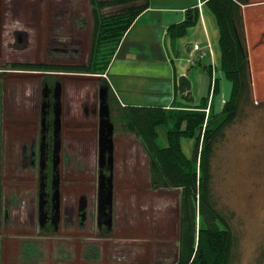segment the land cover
Returning a JSON list of instances; mask_svg holds the SVG:
<instances>
[{
    "label": "flooded vegetation",
    "instance_id": "af4514ba",
    "mask_svg": "<svg viewBox=\"0 0 264 264\" xmlns=\"http://www.w3.org/2000/svg\"><path fill=\"white\" fill-rule=\"evenodd\" d=\"M67 8L65 1L60 14L68 13ZM3 20L8 38L0 43V60L6 66L0 72L23 77L0 82V227L24 222L43 235L96 227L107 235L120 218L129 220L123 213L119 217L115 197L118 177L129 173L123 161L129 149L118 138L119 129L128 130L118 119V98L103 73L83 70L93 52L94 19L85 44L76 31L81 33L80 24L86 28L88 19L18 16L0 19V26ZM74 20L83 21L73 31ZM13 112L26 115L24 129L10 128ZM108 112L111 150L105 147ZM3 175H24L33 187L20 184L18 197L6 198ZM109 188L112 201L106 212H111V226L99 212L100 193Z\"/></svg>",
    "mask_w": 264,
    "mask_h": 264
},
{
    "label": "rangeland",
    "instance_id": "374dc122",
    "mask_svg": "<svg viewBox=\"0 0 264 264\" xmlns=\"http://www.w3.org/2000/svg\"><path fill=\"white\" fill-rule=\"evenodd\" d=\"M65 1L57 2L64 4ZM67 4L69 8L65 14H60L63 8L60 11L56 7L60 11L57 18L88 19V26L85 28L80 24L83 30L81 33L76 31L77 38L85 44L90 38L92 19L89 1L67 0ZM2 9L0 19H16L20 10L9 6L4 11ZM116 10L108 8L104 11ZM81 21H71L75 24L71 25L73 31ZM3 24L4 20L0 26L1 44L8 38ZM2 63L5 62L0 60V70L6 68ZM5 75L0 72V82L5 79L19 81L23 77ZM254 98L255 106L264 102V99ZM254 105H249L244 115L226 130L216 147L212 164L214 198L228 218L235 236L234 264H264V108H255ZM208 110L207 114L210 108ZM25 117L24 113H11L10 128L24 129L27 126ZM119 132L120 145L129 149L123 159L129 173L118 177L115 197L119 204L116 209L119 217L123 213L129 216V220L120 218L107 235L98 233L96 227L43 235L24 222L11 221L0 227L1 264L6 261L7 264H157L176 260L181 192L152 186L149 156L142 142L124 128ZM160 134H166L165 127L159 128V138ZM193 144L194 140L183 139L184 151L189 156ZM2 177L6 198H17L16 189L20 184L24 189L33 187L24 175Z\"/></svg>",
    "mask_w": 264,
    "mask_h": 264
},
{
    "label": "trees",
    "instance_id": "16d2710c",
    "mask_svg": "<svg viewBox=\"0 0 264 264\" xmlns=\"http://www.w3.org/2000/svg\"><path fill=\"white\" fill-rule=\"evenodd\" d=\"M249 0H207L220 31L221 70L232 85L220 112L207 100L193 108L126 105L118 107V119L137 136L150 160L151 184L179 189L180 219L177 258L157 264H234L235 236L228 218L218 208L212 190V164L216 147L226 130L254 105L251 64L243 18ZM94 19L93 52L89 73H105L125 34L150 6V0H89ZM117 8L114 12H105ZM187 20L170 26L172 39L183 37L198 19L188 10ZM215 92L218 91L215 84ZM255 108H264V102ZM166 128V143L159 128ZM194 140L191 155L183 139Z\"/></svg>",
    "mask_w": 264,
    "mask_h": 264
},
{
    "label": "crops",
    "instance_id": "0c3cea01",
    "mask_svg": "<svg viewBox=\"0 0 264 264\" xmlns=\"http://www.w3.org/2000/svg\"><path fill=\"white\" fill-rule=\"evenodd\" d=\"M57 1L0 0V9L9 6L20 9L17 16L58 19L60 11L56 7L63 4ZM206 1L150 0L149 8L127 31L109 68L102 74L119 105L193 108L206 99V111L210 106L215 113L222 110L232 85L221 70L219 26ZM189 9L198 11L197 22L185 36L172 39L170 26L187 20ZM243 18L254 97L264 99V0H249L243 5ZM197 43L205 57L191 66L189 54ZM183 75L192 83L191 101L180 92L179 79ZM160 138L166 143V134H160Z\"/></svg>",
    "mask_w": 264,
    "mask_h": 264
},
{
    "label": "water",
    "instance_id": "95a60500",
    "mask_svg": "<svg viewBox=\"0 0 264 264\" xmlns=\"http://www.w3.org/2000/svg\"><path fill=\"white\" fill-rule=\"evenodd\" d=\"M179 84H180V92L183 96V98L190 100L191 101V89H192V83L190 79L186 76L183 75L179 79ZM107 119H105V122L108 127V134L106 137V144L105 147L108 148V150H111L112 147V134H113V124L109 120V112L106 114ZM103 193V192H102ZM100 193V206H99V212L101 217H107V224L111 226V212H106V207L107 205L111 204L112 201V191L111 188H109L108 192L106 194Z\"/></svg>",
    "mask_w": 264,
    "mask_h": 264
},
{
    "label": "built area",
    "instance_id": "2783aa9c",
    "mask_svg": "<svg viewBox=\"0 0 264 264\" xmlns=\"http://www.w3.org/2000/svg\"><path fill=\"white\" fill-rule=\"evenodd\" d=\"M205 57V53L200 45L194 44L192 51L189 54V64L191 66L196 65L199 61H201Z\"/></svg>",
    "mask_w": 264,
    "mask_h": 264
}]
</instances>
